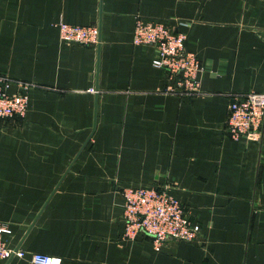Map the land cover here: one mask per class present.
Returning a JSON list of instances; mask_svg holds the SVG:
<instances>
[{"label": "crops", "instance_id": "1", "mask_svg": "<svg viewBox=\"0 0 264 264\" xmlns=\"http://www.w3.org/2000/svg\"><path fill=\"white\" fill-rule=\"evenodd\" d=\"M136 14L184 33L197 93L161 90ZM58 20L95 22L97 43L60 39ZM0 73L28 83L23 115L0 117L7 245L60 264H264V116L257 139L224 130L232 93L264 91V0H0ZM136 183L169 184L196 239L124 237L119 189Z\"/></svg>", "mask_w": 264, "mask_h": 264}, {"label": "built area", "instance_id": "2", "mask_svg": "<svg viewBox=\"0 0 264 264\" xmlns=\"http://www.w3.org/2000/svg\"><path fill=\"white\" fill-rule=\"evenodd\" d=\"M58 36L64 41H74L95 46L98 29L95 22L87 24L54 23ZM184 33L173 31L159 19L134 16L131 42L153 47L151 64L160 68L166 76L162 91L180 95L198 92L197 73L201 65L194 52L183 46ZM8 76L0 73V117H21L27 104L28 83L15 80L18 89L9 92ZM93 91L92 87L88 88ZM264 116V91L232 93L226 103L224 130L230 137L245 136L257 139L260 136ZM170 185L136 183L120 187L122 197V234L133 238L138 232L145 233L155 244L167 238L192 241L196 239L199 226L184 211L180 201L170 193ZM10 232L7 222L0 221V259L22 257L33 264H60L61 257L41 252L25 251L18 246H9L4 235Z\"/></svg>", "mask_w": 264, "mask_h": 264}, {"label": "water", "instance_id": "3", "mask_svg": "<svg viewBox=\"0 0 264 264\" xmlns=\"http://www.w3.org/2000/svg\"><path fill=\"white\" fill-rule=\"evenodd\" d=\"M17 246V245H16Z\"/></svg>", "mask_w": 264, "mask_h": 264}]
</instances>
